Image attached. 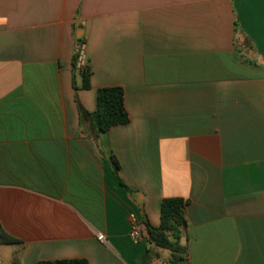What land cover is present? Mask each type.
I'll return each instance as SVG.
<instances>
[{"label": "crops", "instance_id": "obj_1", "mask_svg": "<svg viewBox=\"0 0 264 264\" xmlns=\"http://www.w3.org/2000/svg\"><path fill=\"white\" fill-rule=\"evenodd\" d=\"M104 87L129 121L98 133ZM165 198L176 264H264V0H0V264H137Z\"/></svg>", "mask_w": 264, "mask_h": 264}, {"label": "trees", "instance_id": "obj_2", "mask_svg": "<svg viewBox=\"0 0 264 264\" xmlns=\"http://www.w3.org/2000/svg\"><path fill=\"white\" fill-rule=\"evenodd\" d=\"M78 49L74 55V67L77 65ZM83 87H89L90 71L85 66L80 70ZM75 88V84H74ZM92 124L98 133H105L111 127L128 123V114L124 107V91L122 87H104L96 92V110L91 114ZM117 168V162L113 158ZM187 202L180 198H165L160 204V222L156 227L145 223L147 231V247L137 264H149L151 247L168 250L171 254L169 264L181 260L186 247L180 244V238L186 219L184 210ZM37 264H88L85 259H61L39 261Z\"/></svg>", "mask_w": 264, "mask_h": 264}, {"label": "built area", "instance_id": "obj_3", "mask_svg": "<svg viewBox=\"0 0 264 264\" xmlns=\"http://www.w3.org/2000/svg\"><path fill=\"white\" fill-rule=\"evenodd\" d=\"M78 51L79 52H78V58H77V67L82 69V68H84L86 66L85 65V59H84V54H83L82 48H80ZM128 220H129V225H130L129 236H130L131 240L138 241V239H140V231H141L138 218L134 214H130L128 216ZM97 239L99 241H103L104 240L102 235H99L97 237Z\"/></svg>", "mask_w": 264, "mask_h": 264}, {"label": "water", "instance_id": "obj_4", "mask_svg": "<svg viewBox=\"0 0 264 264\" xmlns=\"http://www.w3.org/2000/svg\"><path fill=\"white\" fill-rule=\"evenodd\" d=\"M139 207L141 208V213L143 214L142 205L140 204V206H139Z\"/></svg>", "mask_w": 264, "mask_h": 264}]
</instances>
